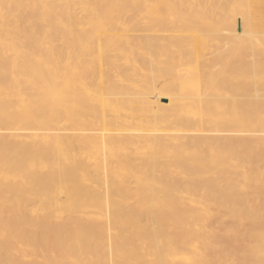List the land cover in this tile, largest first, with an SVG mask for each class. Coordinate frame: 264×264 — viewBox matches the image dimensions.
Masks as SVG:
<instances>
[{"label":"bare ground","instance_id":"1","mask_svg":"<svg viewBox=\"0 0 264 264\" xmlns=\"http://www.w3.org/2000/svg\"><path fill=\"white\" fill-rule=\"evenodd\" d=\"M261 4L0 0V264H264Z\"/></svg>","mask_w":264,"mask_h":264},{"label":"rangeland","instance_id":"2","mask_svg":"<svg viewBox=\"0 0 264 264\" xmlns=\"http://www.w3.org/2000/svg\"><path fill=\"white\" fill-rule=\"evenodd\" d=\"M255 8H257V9H255V10H259V11H262L263 10V8H264V5H260V6H256ZM242 19V16H239V21ZM239 30L241 31V26L239 27ZM163 128H166V127H162V130H164L163 132H162V130L160 129V133H166V132H169V131H166L165 129H163ZM169 128L167 127V130H168ZM214 230H213V232H212V230H211V232H212V234H213V236H215L214 237V239H215V241L219 244V245H224V243H226V241H224L225 240V238H224V236L222 235V233H221V231L219 230V229H217V228H213ZM221 236H220V235ZM219 236V237H218ZM216 237H217V239H216ZM222 237V238H221ZM223 239V240H222ZM218 240V241H217Z\"/></svg>","mask_w":264,"mask_h":264}]
</instances>
